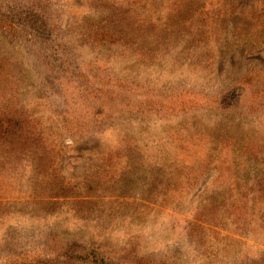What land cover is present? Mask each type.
Here are the masks:
<instances>
[{
	"label": "rangeland",
	"instance_id": "rangeland-1",
	"mask_svg": "<svg viewBox=\"0 0 264 264\" xmlns=\"http://www.w3.org/2000/svg\"><path fill=\"white\" fill-rule=\"evenodd\" d=\"M65 4L66 14L57 11L49 22L52 36L0 35V61L14 69L18 101L78 198L49 215L23 202L7 207L0 264H95L101 257L114 264H264V98L255 95L264 90V0L183 4L179 20L192 17L213 30L208 46L169 42L151 57L135 47H91L86 29L100 4L139 10L142 21L170 28L178 22H171V0ZM30 40L43 55H57L50 51L59 44L66 49L70 69L50 67L58 83L42 82L47 68ZM56 86L62 97L54 96ZM186 146L196 156L208 152L193 185L202 161L182 153ZM253 148L263 150L257 159ZM135 155L157 172L119 199L135 205L76 204L116 195ZM229 164L233 179L222 173Z\"/></svg>",
	"mask_w": 264,
	"mask_h": 264
},
{
	"label": "trees",
	"instance_id": "trees-1",
	"mask_svg": "<svg viewBox=\"0 0 264 264\" xmlns=\"http://www.w3.org/2000/svg\"><path fill=\"white\" fill-rule=\"evenodd\" d=\"M171 1L172 6L175 7V16L172 17L171 22L177 20L178 24L170 28L160 25L166 28L165 31L151 22L142 21L144 18L139 10L126 12L118 10L113 5H96L95 17L98 19L86 29L90 46L103 48V50L135 47V52L140 55L149 54L150 57L155 55L156 49H161L169 42H180L185 48H194L192 50H201L208 46L209 36L213 30L200 25L204 21H196L192 17L179 20L178 15L181 12L179 7L185 3L206 4L210 0ZM217 1L227 4L232 0ZM133 2L137 7L142 3L150 5L152 0H133ZM65 8V0H0V35L20 40L30 32L37 35L47 32L49 36H52L54 29H49V22L60 17L57 11H60L61 15L66 14ZM255 26L258 27V24ZM237 29L233 28L234 31ZM29 45L33 53L41 59L39 62L44 63L47 68V73H43L41 77L42 82L47 86L58 83L59 76L56 78L57 73H52L53 69L50 67L57 64L60 68L66 64V49L63 45L59 44L56 46L57 50L50 51L56 52L57 55H43L35 49V46L39 45L35 40H30ZM66 65L67 69H70L71 65L69 63ZM63 71L66 72V69ZM259 94L264 98V90L255 94L258 99ZM63 95L64 88L56 86L54 96L62 97ZM61 103L65 104L66 101L62 100ZM188 148L190 146L183 147L182 153L187 152L192 158L202 161L197 168L200 171H196L195 180L190 182V185H193L209 165L208 152L196 156V151L192 148L188 150ZM233 149L231 142L230 147L227 148L228 158L230 150ZM250 151L252 152L250 157L257 159L263 150L253 148ZM52 153L44 135L38 130L37 123L26 115L18 101L14 69L0 61V215L7 212V207L20 205L21 202L25 203V209L37 206L41 214L49 215L59 209L66 199L78 198L77 195L72 196L75 193V187L65 181L54 168ZM137 158V155L130 158L135 168L130 174H126V182H120L118 185L115 191L117 196L114 193L107 196L89 195V200H81L76 204L83 207L90 201L88 206L97 208L135 205L136 199L131 200L130 203L120 202L119 199L129 194L137 184L145 181L146 175H157L155 167L139 164L136 162ZM247 158H249L248 155ZM234 171L235 169L229 164L227 172L226 170L225 173L221 172L233 179L235 177L230 174ZM95 264L114 263L111 258L101 257Z\"/></svg>",
	"mask_w": 264,
	"mask_h": 264
}]
</instances>
